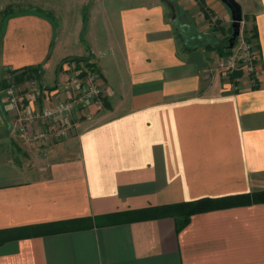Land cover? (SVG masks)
I'll return each instance as SVG.
<instances>
[{
    "label": "crops",
    "instance_id": "1",
    "mask_svg": "<svg viewBox=\"0 0 264 264\" xmlns=\"http://www.w3.org/2000/svg\"><path fill=\"white\" fill-rule=\"evenodd\" d=\"M242 3L254 67L227 74L225 53L180 47L162 0H77L66 27L36 9L0 18V90L35 78L66 96L91 63L104 102L77 111L65 136L0 158V264H264V202L183 205L264 190V0ZM20 95L27 109L51 105Z\"/></svg>",
    "mask_w": 264,
    "mask_h": 264
},
{
    "label": "rangeland",
    "instance_id": "2",
    "mask_svg": "<svg viewBox=\"0 0 264 264\" xmlns=\"http://www.w3.org/2000/svg\"><path fill=\"white\" fill-rule=\"evenodd\" d=\"M171 2L172 4L176 5L177 11L176 13H179L181 18H185L184 21L191 24V27L193 28L194 32H189L190 34H200L203 36L201 38L202 43L206 44L209 40H216V39H225L228 36H231V16L229 9L220 1V0H189L191 4H193V8H187V10H182L179 6H177V0H167ZM187 0H179V2L184 3ZM239 4L242 7V0H237ZM245 2V0H243ZM37 1L34 0H0V18L3 16H6L7 14L11 13H17L20 11H27L28 9H36L39 10L41 13L46 14L48 17H50L51 20L56 23L58 26L60 24V21L63 22V25L66 27V22H68V18L73 17V13L76 12V3L77 0H54L51 1L53 4L52 9L50 7V10L44 11L43 7L39 6L37 4ZM195 3V4H194ZM166 4V3H165ZM166 14L171 20V8L166 4ZM61 13L62 18H54L58 13ZM250 18L249 15H243L242 14V22H241V33L244 34L247 32L246 23L243 21V18ZM177 22L178 19H177ZM176 22V23H177ZM174 23L173 26L179 28V32L182 34V37L185 36L186 32L182 31V28L178 27L177 24ZM66 32V31H65ZM178 32V33H179ZM177 33V34H178ZM179 35V34H178ZM178 43L180 47H183L182 38L178 37ZM190 43V41L188 42ZM203 48V46H202ZM218 63V61H217ZM93 64L88 63L86 66H84V69H82L79 73L73 72L70 76V79L66 81L63 84V94H61L60 91V85H57L56 87L59 90L55 92H51L49 87H45V89H41L38 85V81L34 79H29L27 87H25V90L22 91L20 84L14 82L13 79H8L9 82L8 85L1 86L0 92L7 98L6 100V107H8V110H12L15 113L16 117L25 116L28 113L33 114V112L41 111L44 108H53L55 105L61 102H73V106L70 108V112L68 114H63V126H69V128L74 124L73 123V115L77 113V111L81 112L83 108H86L89 105L94 104L95 106H103L104 102L102 101V82L99 80L97 76V71L94 69ZM93 71V72H92ZM91 73V74H90ZM94 73V75L92 74ZM96 75V76H95ZM91 76H93V79L90 80ZM73 79H78L80 84L77 88H75V83H73ZM21 83V82H20ZM97 85V89L100 90L98 94H96L95 98L92 100L91 98L87 99L86 101L78 102L76 103L75 99H78L79 94L81 92H84V89L86 86H90L92 84ZM38 85V87H37ZM44 85V84H42ZM74 85V86H73ZM45 86V85H44ZM50 86V85H49ZM13 89V93L16 96L18 100V107L14 106V103L10 101V96L8 95L7 89L8 88ZM55 87V88H56ZM33 93L34 95L38 96L39 92L42 94H48L50 95L51 99V105L44 106V107H38L35 105L33 108L27 109L25 105H23L21 101V93L24 94L25 92ZM13 113V114H14ZM10 122H11V129L7 131V127L5 122H3L0 126V134H3V136L0 138V158L1 157H9V158H23L25 157V154L28 146L26 145V140L20 135V132L18 130V127L22 124V120H19V118H16L13 123L11 118L8 116ZM27 122V121H26ZM25 122V123H26ZM23 125H26L23 123Z\"/></svg>",
    "mask_w": 264,
    "mask_h": 264
},
{
    "label": "built area",
    "instance_id": "3",
    "mask_svg": "<svg viewBox=\"0 0 264 264\" xmlns=\"http://www.w3.org/2000/svg\"><path fill=\"white\" fill-rule=\"evenodd\" d=\"M255 45L252 40H247L244 34L241 33L235 42L234 47L231 49L230 53H226L223 57L218 60L216 70L223 72V73H231L239 64L243 65L247 72H251L254 67V59H255ZM93 72V71H92ZM91 74V73H90ZM94 75V73H92ZM96 76V75H95ZM93 79L91 76L90 80ZM73 83H75V88L78 87L80 84L78 79H73ZM8 95L10 96V101L14 103L16 108L18 107V100L13 93V89L10 87L7 89ZM100 92L97 89L96 83L90 85L89 87L86 86L84 92L79 94L78 99H75L76 103L86 101L87 99L91 98L92 100L95 98L96 94ZM73 102H61L55 105L53 108H44L41 111L33 112V114L28 113L25 116L19 115V120H22V124L18 127L20 135L24 139H44L49 140L51 138H60L66 135L69 126H61L56 127L54 124V120L57 117L62 116L63 114H68L70 112V108L73 106ZM33 120H46L50 123L52 122L51 131L49 132H39L35 135H30L28 132V126L23 125L26 121H33Z\"/></svg>",
    "mask_w": 264,
    "mask_h": 264
},
{
    "label": "trees",
    "instance_id": "4",
    "mask_svg": "<svg viewBox=\"0 0 264 264\" xmlns=\"http://www.w3.org/2000/svg\"><path fill=\"white\" fill-rule=\"evenodd\" d=\"M163 2L166 3L167 0H162ZM177 11L176 5H174ZM24 11H20L17 13H22ZM14 14V13H11ZM7 14L5 17L11 15ZM177 33L179 32V28H176ZM232 31V29H231ZM179 34V35H178ZM177 34L178 37L182 38L183 45H185L186 50H192L198 47L199 45H202V39L203 36H200V38H196L193 41H190V43H186L182 37V34L179 32ZM245 37L247 40H251L252 37H254V34L251 36L248 34V32L244 33ZM230 36L226 37L225 39H216L214 40H209L206 43L207 48H212L220 51L221 53H230L232 48L228 47V39ZM81 60V59H80ZM94 68V66H92ZM36 74H39V70L36 71ZM1 111L3 114L7 116V112L3 109L1 106ZM253 202H264V190L259 191V192H254V193H248V194H240V195H235V196H229V197H224V198H203L200 200H197L195 202H190L183 204L186 208L189 209V215L191 213H197V212H202L218 207H224V206H231V205H242V204H250Z\"/></svg>",
    "mask_w": 264,
    "mask_h": 264
},
{
    "label": "water",
    "instance_id": "5",
    "mask_svg": "<svg viewBox=\"0 0 264 264\" xmlns=\"http://www.w3.org/2000/svg\"><path fill=\"white\" fill-rule=\"evenodd\" d=\"M220 1L229 9L230 12L232 33L228 39L229 42L228 47L233 48L241 31L242 8L237 0H220ZM166 3L171 8V12H172L171 20L172 22L176 23L177 22L176 8L174 4H172L171 2L166 1ZM177 26H181V24H177ZM0 109H1V105H0ZM1 114L6 123L7 131H9L11 129V122L8 119V117L2 113V111ZM2 136L3 134H0V138Z\"/></svg>",
    "mask_w": 264,
    "mask_h": 264
},
{
    "label": "flooded vegetation",
    "instance_id": "6",
    "mask_svg": "<svg viewBox=\"0 0 264 264\" xmlns=\"http://www.w3.org/2000/svg\"><path fill=\"white\" fill-rule=\"evenodd\" d=\"M178 14V13H177ZM185 18H181V16L178 14V21L176 24H181V26H178L180 28H182V31L183 32H186L185 36H183V39L185 42H189V41H193L194 39H196L197 37L190 34L188 35V33L190 32L189 29H190V25L188 22H185L184 21Z\"/></svg>",
    "mask_w": 264,
    "mask_h": 264
}]
</instances>
